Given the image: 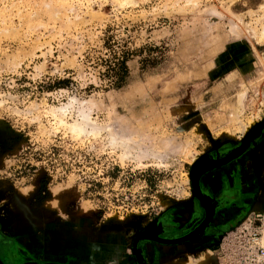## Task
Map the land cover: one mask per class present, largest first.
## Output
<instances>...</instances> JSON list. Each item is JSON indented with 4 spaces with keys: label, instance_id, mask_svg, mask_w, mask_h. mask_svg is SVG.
Instances as JSON below:
<instances>
[{
    "label": "rangeland",
    "instance_id": "1",
    "mask_svg": "<svg viewBox=\"0 0 264 264\" xmlns=\"http://www.w3.org/2000/svg\"><path fill=\"white\" fill-rule=\"evenodd\" d=\"M107 42L134 55L120 90L96 66ZM262 123L264 0H0V247L245 264L263 211L220 220L212 253L180 224L205 216L194 166L232 163Z\"/></svg>",
    "mask_w": 264,
    "mask_h": 264
},
{
    "label": "crops",
    "instance_id": "2",
    "mask_svg": "<svg viewBox=\"0 0 264 264\" xmlns=\"http://www.w3.org/2000/svg\"><path fill=\"white\" fill-rule=\"evenodd\" d=\"M263 136L261 134L258 139L252 142L248 150L232 163L223 168L209 171L200 178L199 183L205 194L213 199H219V207L215 211L216 219H218L215 227H217L222 218H226L230 213L234 214L237 210L236 208L239 209V207L243 208V212H264ZM260 149L262 152H260ZM220 172L225 176L222 177ZM213 185L216 186V189H213ZM260 189H262L263 193L259 192ZM223 195L228 196H226L227 203H224V206H220L222 201L220 197ZM208 237L210 238V236ZM216 245L217 242L215 241V246L206 249L201 242H198L199 247L197 249H203L209 253L217 252L218 248H216ZM50 247L56 249V246L50 245ZM41 249L38 246L35 249H30L27 244L20 245L12 241L8 248L2 249L0 247V262L2 264H137L131 255L118 257L114 261L113 259H92L88 256L66 253L62 255H58L55 252L45 253ZM3 250H5V253Z\"/></svg>",
    "mask_w": 264,
    "mask_h": 264
},
{
    "label": "trees",
    "instance_id": "3",
    "mask_svg": "<svg viewBox=\"0 0 264 264\" xmlns=\"http://www.w3.org/2000/svg\"><path fill=\"white\" fill-rule=\"evenodd\" d=\"M107 50L106 58H99L96 66L100 67V78L106 81L107 86L113 90L122 89L129 78V69L127 63L132 58L133 53L129 50L121 49L107 42L104 46ZM148 60H143L142 64L147 65ZM68 81H60V85L66 84Z\"/></svg>",
    "mask_w": 264,
    "mask_h": 264
},
{
    "label": "flooded vegetation",
    "instance_id": "4",
    "mask_svg": "<svg viewBox=\"0 0 264 264\" xmlns=\"http://www.w3.org/2000/svg\"><path fill=\"white\" fill-rule=\"evenodd\" d=\"M257 127V126H256ZM257 129V128H256ZM256 129L254 128V130H252V132L251 133H253V132H255L256 131ZM250 133V134H251ZM249 136V135H248ZM247 137V136H246ZM235 152V151H234ZM233 153V152H232ZM231 153V154H232ZM212 162H214V161H212ZM213 189H216V186L215 185H213ZM214 191V190H213ZM260 193H263L262 192V189H260V191H259ZM227 195H223V196H221L220 198H221V203H220V206H224V203H227V197H226ZM230 198V197H229ZM201 203V202H200ZM201 206H202V208H203V210H204V212H205V216L203 217V220H202V217H200V215H197V216H193L190 220H188L186 223H183V224H180V236H182V235H184L183 233H185V232H181V231H183V229H185V228H189V226L190 225H192V224H195V226L194 227H196V226H198V225H200L201 226V224L205 221V219H206V210H205V208H204V206L202 205V203H201ZM237 210L235 211V213H234V215L232 216V217H235V215H236V213H238L239 211H242L243 212V208L242 207H239V209L238 208H236ZM198 217V218H197ZM232 217H230L229 218V220L230 219H232ZM197 220V221H196ZM217 220L218 219H216V215L213 213V215H212V217H211V220L206 224V231H205V233L200 237V235H201V233H202V231L201 232H199L198 234H196L194 237H192V238H190L189 240H187L189 243L191 242V243H197L198 242V240L201 242V244H202V246L204 247V248H206V249H209V247H212V246H215V241L217 240V236L220 234V230H226L227 228H228V226H222V224L219 222V224L217 225V227H215V224L217 223ZM226 222V218H222V220H221V222ZM197 223V224H196ZM204 227V228H205ZM203 228V229H204ZM197 229V228H196ZM196 229L193 231V232H195L196 231ZM147 230H151L152 232H154V234L156 235L157 234V229L154 227V226H149L146 230H144V231H147ZM192 232V233H193ZM191 233V234H192ZM208 234V235H207ZM207 235V236H206ZM212 235H213V237H212ZM208 236H210V238L208 237ZM197 238V239H196ZM205 238V239H204ZM209 238V239H208ZM207 240V241H206ZM210 244H213V245H210Z\"/></svg>",
    "mask_w": 264,
    "mask_h": 264
},
{
    "label": "built area",
    "instance_id": "5",
    "mask_svg": "<svg viewBox=\"0 0 264 264\" xmlns=\"http://www.w3.org/2000/svg\"><path fill=\"white\" fill-rule=\"evenodd\" d=\"M261 223V230H253L247 243L242 247V261L245 264H251L257 260L264 259V246L262 244V239L264 238V222L261 220L260 216L257 219Z\"/></svg>",
    "mask_w": 264,
    "mask_h": 264
},
{
    "label": "bare ground",
    "instance_id": "6",
    "mask_svg": "<svg viewBox=\"0 0 264 264\" xmlns=\"http://www.w3.org/2000/svg\"><path fill=\"white\" fill-rule=\"evenodd\" d=\"M262 124H263V123H262ZM262 124H261V126H262ZM263 129H264V128H263ZM237 153H238V151L236 150L235 152H233V153L230 154L229 156H234V155L237 154ZM229 156H227V157H229ZM227 157H226V158H227ZM223 163H224V159H223V160H218V161H215V162H212V161H209V160H207V159H204V160L198 162V163L194 166V168H193V170H192L193 173H191V181H192V184H193V180H194V175L197 174L196 172H198L199 169H203V171H205V170H207V169H209V168H212V167L218 166V165L223 164ZM193 193L195 194V196L198 197L199 201L202 203V205L204 206V208H205V210H206V219H205V221L201 224L202 226L204 225V227H205L206 224L211 220V217H212V215H213V212H210V214L208 215V212H209L208 203H210V202H208V200H207L206 198L199 197L194 191H193ZM204 227H203V228H204ZM198 228H199V227H198ZM198 228L196 229L195 232H193L192 234L189 235V237L187 238L188 240H189L190 238L194 237L196 234H198V233L200 232V228H199V229H198ZM203 228H202V230H203ZM202 230H201V231H202ZM154 235H155L154 232H152L151 230H147V231H144V232H143V236L148 237V239H153V240H155L154 237H153Z\"/></svg>",
    "mask_w": 264,
    "mask_h": 264
},
{
    "label": "water",
    "instance_id": "7",
    "mask_svg": "<svg viewBox=\"0 0 264 264\" xmlns=\"http://www.w3.org/2000/svg\"><path fill=\"white\" fill-rule=\"evenodd\" d=\"M264 128V123L262 124V126H261V129H260V131L261 132H259V135H261L263 132V129ZM242 153H237V155L236 156H240ZM235 155H234V157H236ZM230 157V156H229ZM237 157V158H238ZM233 158V157H232ZM224 164V163H223ZM220 167H222V164H220V165H218V166H215V167H212V168H209V169H207V170H205V171H203V169H199L198 170V172H196L197 174L196 175H194V180H193V184H192V187H193V189H194V192L199 196V197H202V198H206L203 194H202V192H201V188H200V178L205 174V173H207V172H209V171H212V170H214V169H216V168H220ZM193 173V172H192ZM207 199V198H206ZM208 200V202H210V203H208V208H209V212H208V215L210 214V212H213L214 214H215V211L217 210V208L215 209L214 208V203H213V201H211V200H209V199H207ZM200 228V232H201V230H202V228L204 227V225L202 226H197V228ZM198 228V229H199ZM205 229H206V227L203 229V231H202V233H201V235L200 236H202L203 234H204V232H205ZM154 237V239L156 240V241H160V242H166V241H163V240H160L158 237H157V235H154L153 236ZM189 237V236H188ZM188 237H184V238H181L180 239V241H184V240H186V238H188ZM144 238L145 239H147V240H153V239H148V237H146V236H144ZM135 257H136V255H134ZM134 257V258H135ZM137 258V257H136ZM136 258H135V260H136ZM143 261V260H142ZM136 263L137 264H139V261H136ZM0 264H2L1 262H0Z\"/></svg>",
    "mask_w": 264,
    "mask_h": 264
}]
</instances>
